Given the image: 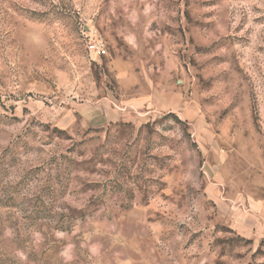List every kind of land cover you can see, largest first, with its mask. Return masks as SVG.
<instances>
[{"label":"rangeland","instance_id":"obj_1","mask_svg":"<svg viewBox=\"0 0 264 264\" xmlns=\"http://www.w3.org/2000/svg\"><path fill=\"white\" fill-rule=\"evenodd\" d=\"M0 264H264V0H0Z\"/></svg>","mask_w":264,"mask_h":264},{"label":"built area","instance_id":"obj_2","mask_svg":"<svg viewBox=\"0 0 264 264\" xmlns=\"http://www.w3.org/2000/svg\"><path fill=\"white\" fill-rule=\"evenodd\" d=\"M90 51L92 53L104 56L106 55L107 51L105 49L104 44L100 43V42H95L90 46Z\"/></svg>","mask_w":264,"mask_h":264}]
</instances>
